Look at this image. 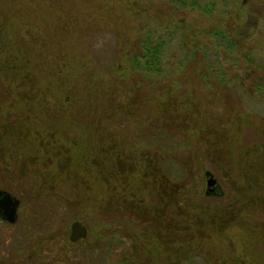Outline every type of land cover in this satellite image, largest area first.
Segmentation results:
<instances>
[{"label":"rangeland","instance_id":"374dc122","mask_svg":"<svg viewBox=\"0 0 264 264\" xmlns=\"http://www.w3.org/2000/svg\"><path fill=\"white\" fill-rule=\"evenodd\" d=\"M207 2L214 5L211 15L176 8L163 0H0V7L13 18L10 34L17 40L14 45L25 47L26 57L37 67L35 76L41 82L52 77L65 81L72 89H65L68 99L65 94L63 101L49 104V114L43 108L35 109L37 113L24 124L33 130L54 126L63 135L95 144L110 127L127 151L142 148L143 153L155 156V166L165 181L164 199L156 196L149 200L152 214L150 210L137 213L120 201L111 204L105 200L103 186L95 189L93 198L85 186L78 185L77 191L70 193L64 185L40 184L37 173L25 175L29 169H20L17 160L5 153L0 158V187L22 199V205L16 224L0 223V259L4 264H264V204L245 202V194L236 202L237 193L226 172L230 164L226 163L224 170L209 167L212 162L201 165L198 152L205 143L191 135L195 122L215 127L228 119L239 123L235 132L240 136H234L233 146L239 158L241 140L248 148L243 154L255 151L262 140L258 136L264 126V0H203V4ZM216 30L225 32L236 44L230 46L211 35ZM148 36H160L167 42L168 79L156 81V90L142 74L118 71L121 56L138 49ZM194 48L199 50L195 57L191 53ZM43 61L47 69L41 67ZM56 65L62 67L57 77L52 72ZM206 75L211 82L204 80ZM165 84L185 92L181 108L190 115L191 129L185 125L170 129L162 125L161 115L155 121L145 108L150 107L146 106L149 95L159 93L158 87ZM14 114L15 120L19 110ZM114 124L117 128L111 129ZM9 140L5 136L4 141ZM28 140L26 153L35 146ZM21 158L22 154L17 157ZM231 163V169L236 170L235 161ZM30 167L36 170L38 166L33 162ZM207 171L217 178L221 189L216 197L204 201ZM170 181L187 185L192 199L206 203L209 209L220 205L227 211L218 214L206 240L195 241L196 245L204 242V246L192 249L189 260L183 249L178 260L176 252L185 241L176 237L171 241L175 249L167 242L155 248L159 254L153 261H147L138 256L142 249L135 246L139 244L135 238L152 231L150 219L162 212L161 201H165L166 230L168 234L175 230H170L169 223L174 219L167 195ZM35 185H39L38 194L29 187ZM61 196L66 200L58 198ZM74 221L87 226L89 234L85 241L70 246ZM181 226V231L187 227L185 223ZM30 258L34 259L30 262Z\"/></svg>","mask_w":264,"mask_h":264},{"label":"trees","instance_id":"16d2710c","mask_svg":"<svg viewBox=\"0 0 264 264\" xmlns=\"http://www.w3.org/2000/svg\"><path fill=\"white\" fill-rule=\"evenodd\" d=\"M163 1L176 8L199 11L205 15H211L214 10L213 3L203 4V0ZM12 22L13 18L0 7V158L3 159L5 153H10L11 159L17 160L20 164L18 166L20 169H29L26 172L25 170L21 171L25 172V175L37 173L42 179V182L38 183H49L50 186H55V184L64 185L67 187V192L70 193H74L78 185L85 186V189L90 191L89 195H94L93 198H95V189L103 186L106 191L105 200L111 201V204H115V200L120 201L130 206L137 213L150 210V198L158 196L160 200L164 199L162 191L164 190L165 181L161 175L162 171L155 166L154 159L156 157L153 156L152 158L143 153L142 148H131L127 151L115 132L110 131V127L103 131L102 135L105 134L104 137L95 144V141L84 143L79 139L63 135L54 126H44L40 127L39 130H33L30 125L24 124L25 121L32 119V115L37 113V110L39 112V108L45 109L44 111L49 114L48 107L51 106L49 104L58 100L63 101V96L67 93L65 89L66 91L72 89L65 81L50 77L51 81L41 82L35 76L34 71L37 67L26 57L25 47L21 48L19 45H14L17 40H14L10 34ZM211 35L220 37L228 42L230 46L236 44L235 41L229 40L227 34L221 30H216ZM166 45L167 42L160 36L157 38L145 37L138 49H135L129 55L121 56L122 63L118 68L119 73H127V70H130L142 74L156 90L154 86L157 83L156 81L162 82L168 79L165 75L169 64L165 57ZM198 51L197 48H194L191 51L192 56L195 57ZM36 65L38 66L39 63L37 62ZM40 65L43 69H47L44 61ZM54 68L55 71L52 72L57 77L61 73L62 67L56 65ZM204 80L212 81L208 75ZM158 88L159 93L157 91L153 92L154 94L151 93L149 101L148 98L146 100V106L150 105V107L145 108L150 110V116L153 114V119L157 121L156 118L161 115L162 125L164 124L170 129L176 130L184 125L191 129L190 115L181 108L185 92L175 91L171 84H165V87ZM133 89L131 90L135 91ZM68 96L66 94V98ZM123 109L124 107L120 105V110L124 115ZM17 110H19V114L14 120L12 117ZM108 123L111 125V122ZM236 125L229 119L226 123L219 122L216 127L195 122L191 135H197L205 143L204 147L198 152L200 153L201 165L208 166L212 162V166L209 167L217 166L224 170L225 164H230V169L226 172L237 193L234 198L236 202L242 199L241 197L245 194L247 196L243 198L245 202L264 204V195L261 194L264 193V126H260L258 136L262 139L260 142L263 144L259 142L255 151L243 154V152H246L245 150L248 151V148H244L241 140L239 151L242 158H239L236 148L233 147L236 143L235 138L240 136L235 132ZM116 128L115 124L114 127L111 126V129ZM4 135L10 137L9 142L4 141ZM28 139H31L39 150L35 149L34 146L32 152L26 153L24 147L26 143L30 142ZM5 142H7V147ZM15 152L19 156L22 154V158L18 160L17 157L19 156ZM232 160L235 161L236 170L231 169ZM24 162L28 163L25 165ZM33 162L38 166L36 170H32V167H30ZM74 183L76 184L74 185ZM35 186L34 188L29 187L38 194L39 189L37 187L39 185ZM244 190L247 191V195ZM118 192H121V196ZM168 192V204L174 210V219L169 222L170 230H175L169 231V234L166 230L168 223L166 224L163 213L165 201H161L162 206L160 205L159 208L162 212H159L158 209L159 213L156 212L155 215H160H154L150 219L153 226L152 231L143 232L135 238V241L139 243L135 246L140 245L143 250H140L138 256L147 259V261H153V256L159 254L154 252L155 248L165 246L167 242H169L171 248L175 249L172 247L171 241L176 237L185 241V245L180 248V251L178 249L179 252H176L177 258L181 255V249H183L186 250L184 254L189 260L188 258L194 254H188L192 252V249L204 246V242L196 245L195 241L206 240L208 238L207 230L210 226L213 227L217 221L216 217H219L218 214L223 209L227 211L226 208H222L220 205H217L215 209L214 206L209 209L206 203L197 202L196 198L192 199L190 188L182 183L175 184L170 181ZM80 196L82 195L80 194ZM209 197L216 196L205 192L203 195L204 201ZM58 198L66 200L64 196ZM83 198L85 196L80 201L78 200V205L85 200ZM94 205L97 206L98 204L94 203ZM149 213L152 214L151 210ZM180 214H183L184 218L179 221ZM195 222L198 223V227H194ZM184 223L187 227L181 231V224ZM216 227L218 228V225ZM229 228L231 229V226ZM219 230L222 231V228ZM200 232L202 235L198 234ZM68 244L75 246L77 243H72L69 240ZM145 246H147L146 249L142 248ZM178 260H181V256Z\"/></svg>","mask_w":264,"mask_h":264},{"label":"water","instance_id":"95a60500","mask_svg":"<svg viewBox=\"0 0 264 264\" xmlns=\"http://www.w3.org/2000/svg\"><path fill=\"white\" fill-rule=\"evenodd\" d=\"M207 182V194L215 192V187L217 180L214 175L210 172H206ZM2 199L0 200V205L4 209V219L9 223L13 224L18 218V207L20 205V200L14 197L9 192L2 193ZM88 237V228L80 221H74L71 225L70 240L72 242H77L79 240H84Z\"/></svg>","mask_w":264,"mask_h":264},{"label":"flooded vegetation","instance_id":"af4514ba","mask_svg":"<svg viewBox=\"0 0 264 264\" xmlns=\"http://www.w3.org/2000/svg\"><path fill=\"white\" fill-rule=\"evenodd\" d=\"M205 175H206V173H205ZM216 180H217V178H216ZM206 181H207V177H206ZM221 186H220V184H219V181L217 180V184H216V187H215V192H211L210 194H212V195H214V196H217L218 194H220V188ZM3 192H7L5 189H3V188H1L0 187V200L2 199V193ZM219 192V193H218ZM14 196V195H13ZM14 197H16V196H14ZM16 198H18V197H16ZM19 199V198H18ZM20 200V205H19V207H18V211H19V208H20V206L22 205V199H19ZM4 209L2 208V206L0 205V223H3V224H6V225H13V224H16V222L15 223H13V224H11V223H9L6 219H4ZM19 217V216H18ZM17 220H18V218H17ZM89 231V230H88ZM89 234V233H88ZM0 235H3V233L2 232H0ZM69 240H70V236H69ZM85 240V239H84ZM81 241H83V240H79V241H77V242H72L71 240H70V242H72V243H79V242H81ZM38 246H36V248H37ZM34 251H35V249H34ZM31 254H35L33 251H32V253ZM32 259H34V258H30V262H31V260ZM5 263V260H1L0 259V264H4ZM31 264H34V263H31Z\"/></svg>","mask_w":264,"mask_h":264}]
</instances>
